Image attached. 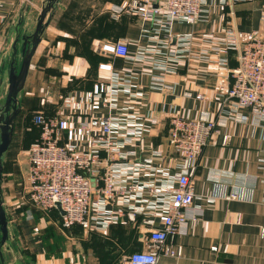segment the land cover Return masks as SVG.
<instances>
[{"label": "crops", "instance_id": "crops-1", "mask_svg": "<svg viewBox=\"0 0 264 264\" xmlns=\"http://www.w3.org/2000/svg\"><path fill=\"white\" fill-rule=\"evenodd\" d=\"M43 1L0 0V54L4 50L8 53L13 40V34L8 37L9 31L24 13L25 6L29 7L25 11L24 30L33 31ZM123 1L58 0L30 58L24 85L18 93L20 110L14 120L10 146L16 131H20L18 128H24L22 121L36 113L67 115L72 127L87 119L90 115L85 113L67 114L61 108L62 97L91 90L96 83H108L114 77L123 88L116 106L91 114L142 117L143 134L121 146L129 163L148 162L151 168L177 173L183 161L168 150L170 117L180 114L215 120L216 131L197 164L186 165L194 182L191 212L196 213V220L188 222L185 233L175 234L167 241L173 247H181L180 255L160 254L158 264H264L262 129L234 119L226 100L230 86L228 69L237 64L236 52L218 53L215 41L204 37L208 32L214 38L221 37L226 28L234 29L240 40L247 39L254 30L263 33L264 0H205L199 21L175 22L169 30L155 29L151 22H141L133 15L112 16L107 8ZM184 36L190 39L188 47L182 51ZM119 40L128 46L126 58L102 53L103 44ZM167 45L181 49L176 60L169 58ZM140 51H146L145 59H135ZM102 63L110 64L111 69L101 68ZM154 81L161 85L154 86ZM5 91L6 85L1 87L0 95ZM239 112L247 113V110L241 108ZM32 125L37 139L39 128ZM124 131L119 130L114 142L122 141ZM27 137L18 153L12 156L9 146L3 157L0 186L6 215L4 188H17L20 173L25 193L26 150L35 138ZM80 147L85 149L90 145L83 139ZM148 176L141 172L138 179L147 180ZM130 183L129 180L120 183L121 189L106 205L121 213L124 220L133 207L145 206L128 192ZM229 193H237L238 197L226 199ZM21 211L12 225L8 220L11 244L1 246L5 264H79L72 262L74 256L89 259L95 254L86 250L83 243L91 234L118 244L130 239L129 245L144 250L149 242L145 221L157 223V217L147 211L126 224L116 221L101 230H89L80 225L59 230L57 233L61 235L57 237L66 246H61V259H58L50 255V245L44 237L49 218L30 207ZM73 239L77 244L75 248L70 244Z\"/></svg>", "mask_w": 264, "mask_h": 264}, {"label": "built area", "instance_id": "built-area-1", "mask_svg": "<svg viewBox=\"0 0 264 264\" xmlns=\"http://www.w3.org/2000/svg\"><path fill=\"white\" fill-rule=\"evenodd\" d=\"M204 4L205 0H125L111 4L107 9L114 17L133 15L141 22H151L155 29L169 30L175 22L193 24L199 21ZM262 24L264 28V16ZM204 37L215 41L218 53L236 52L237 64L228 69L230 86L226 100L234 119L260 126L264 137V32L254 30L247 39L240 40L234 29L226 28L221 37L214 38L209 32ZM189 39V36L182 39V51L188 47ZM101 51L105 55L128 56V46L121 40L103 44ZM182 51L167 45L172 60H176ZM134 57L145 59L146 51L137 52ZM100 67L111 69L108 63H102ZM156 82L154 86L161 85ZM122 90L118 78L114 77L111 82L96 83L91 90L80 94L64 95L61 108L67 114L90 115L74 127L64 114L33 115L39 136L26 150L28 164L24 189L28 201L40 210L49 211L59 202L64 211L60 220L63 228L80 225L89 230H101L112 222L126 224L138 214L152 212L157 223L145 221L149 240L146 249L129 254L126 264H158L160 254L180 255L181 247H173L167 241L175 234L185 233L188 222L196 220V213L191 212L194 182L186 165L197 164L217 123L205 117L191 118L180 114L170 117L168 150L183 161L182 169L177 173L170 174L165 168H151L148 162L129 163L121 146L143 134L142 117L91 114L101 108L115 107ZM241 108L247 113L239 112ZM122 128L125 130L122 141L114 142ZM83 139L87 140L89 148L80 147ZM141 172L149 175V179L139 180ZM128 180L131 181L128 192L145 206L133 207L124 220L121 213L106 205L121 189L119 184ZM237 197V193L225 196L226 199Z\"/></svg>", "mask_w": 264, "mask_h": 264}, {"label": "water", "instance_id": "water-1", "mask_svg": "<svg viewBox=\"0 0 264 264\" xmlns=\"http://www.w3.org/2000/svg\"><path fill=\"white\" fill-rule=\"evenodd\" d=\"M27 1L31 2V0ZM57 2L58 0L43 1L32 32L24 30L25 11L29 7L25 6L23 9L24 13L18 17L16 23L13 24L9 31L8 37L13 34V40L10 43L8 53L4 50L0 54V89L6 85L5 93L0 95V182L3 169V157L10 146L14 120L20 110L18 93L24 85L30 58L41 39L44 28L48 25ZM55 208L59 211L60 215H64V211L59 202L55 203ZM0 234V264H5L1 246H10L11 242L7 215L1 198V186Z\"/></svg>", "mask_w": 264, "mask_h": 264}, {"label": "rangeland", "instance_id": "rangeland-1", "mask_svg": "<svg viewBox=\"0 0 264 264\" xmlns=\"http://www.w3.org/2000/svg\"><path fill=\"white\" fill-rule=\"evenodd\" d=\"M32 118H33V116H32ZM32 118L31 117H30V119L28 117L25 118L24 121H22V125H21V127L22 128L24 127V128L23 129L18 128L20 131H16V133H15L16 136L14 137V140L12 141V144L10 146L11 147L10 152H11L12 156H13V154L15 155L16 153H18L20 147L25 145L27 138H28L27 136H30V138H32V139L35 137L33 139V141L36 140V135H35L34 128L32 125L33 124ZM24 130H25V132H24ZM27 145H28V143L26 144V146ZM17 175H19V172L17 173ZM17 180H19V179H17ZM18 184H19L18 187L14 188L13 190L8 186L4 188V192L6 193V197H5L6 207H7V211H8L7 220H9V224L12 225L13 222H15L16 219H18V217H20L19 213L23 212V211H21L22 209H26L29 207L36 210L37 212L41 213V215L43 217L49 218L50 224L47 225V229H46L47 234L44 235V237H45L46 243H48L50 245L49 246V248L51 250L50 255L51 256L54 255L55 257H53V258L61 259V250H62L61 246L62 245L66 246V243L61 242L60 238L58 239L57 234L60 236L61 233L60 232L57 233V231H59V230L65 231L66 229H64L60 226L57 214L54 211H52V210H49V211L40 210V209L36 208L35 206H33L28 201V199L26 197V193H24V191H23L22 173H20V182L18 181ZM1 198H2V200L4 199L3 193H1ZM48 227H49V229H48ZM10 228L14 229L11 226H10ZM50 229H53V231H51ZM49 230L51 232H49ZM0 236H1V234H0ZM103 240H109V239L108 238L100 239L95 234L89 235L87 237V240H83V243L85 245L86 250L89 249L92 253H95V254H93V256L91 255V258H89V259H84L80 256H74L72 262L73 263L77 262L79 264H126V258H127L129 251L125 250L124 247L121 246V244L114 243L112 240L111 241L113 242L114 246H116V247L113 246L115 249L114 251L117 252V254L112 256V257H109V258L107 255H106V257H104V254H103V256L101 255L105 249L98 247L97 244H98V241L103 242ZM70 244L75 248L77 245L76 240L75 239H73L72 241L70 240ZM98 257H101V259ZM104 261H105V263H103Z\"/></svg>", "mask_w": 264, "mask_h": 264}, {"label": "trees", "instance_id": "trees-1", "mask_svg": "<svg viewBox=\"0 0 264 264\" xmlns=\"http://www.w3.org/2000/svg\"><path fill=\"white\" fill-rule=\"evenodd\" d=\"M39 131V130H38ZM52 211H54L56 214H57V217H58V219H59V221H60V216H59V213H58V211H57V209L56 208H53V209H51ZM60 223V222H59ZM62 227V226H61ZM63 228V227H62ZM48 229H49V227H48ZM66 229V228H65ZM51 231H53V229H50ZM49 230V232H51ZM134 241H135V239H134ZM134 241H133V243H134ZM121 243V246H123V247H125L124 249L125 250H127V251H129L128 252V255L129 254H131L132 252H134V251H137V250H140V249H136L135 248V246H134V244H132V245H129V243H130V239H128V240H126V242H124V240H121L120 241ZM97 246L98 247H100V248H104L105 250H104V252H102V256H103V254H104V257H106V255L108 256V258L109 257H112V256H114V255H116L117 254V252H115L114 250V247H116V246H114V244H113V242L109 239V240H103V242H99L98 241V244H97ZM114 246V247H113ZM127 255V256H128ZM98 258H100L101 259V257H98ZM106 259V258H105ZM103 263H105V261L103 262Z\"/></svg>", "mask_w": 264, "mask_h": 264}]
</instances>
